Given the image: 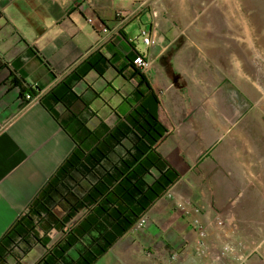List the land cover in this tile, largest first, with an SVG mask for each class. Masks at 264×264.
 I'll use <instances>...</instances> for the list:
<instances>
[{"label": "crops", "instance_id": "0c3cea01", "mask_svg": "<svg viewBox=\"0 0 264 264\" xmlns=\"http://www.w3.org/2000/svg\"><path fill=\"white\" fill-rule=\"evenodd\" d=\"M168 7L169 0H0V264H24L38 248L44 252L35 264L78 260L83 247L75 260L66 256L77 241L62 258L56 253L105 200L102 188L89 202L95 186L117 192L135 168L132 116H156L164 134L152 152L176 178L92 264L122 242L131 243L144 213L143 232L157 241L167 232L190 233L195 216L223 209L221 193L228 199L233 170V128L224 130L216 115L206 116L189 98L181 72L161 62L166 48L146 47L139 36L153 30L162 39L164 22L155 18ZM134 22L138 36L130 41ZM103 28L112 31L110 41H101ZM136 52L151 63L143 72L131 64ZM28 94H40L39 101L25 99ZM123 162L132 164L129 171ZM159 176L151 167L140 179L150 186ZM106 207L110 212L118 205ZM56 214L64 216L66 228L48 247L46 237L58 229ZM103 216L82 237L110 231L113 222Z\"/></svg>", "mask_w": 264, "mask_h": 264}, {"label": "rangeland", "instance_id": "374dc122", "mask_svg": "<svg viewBox=\"0 0 264 264\" xmlns=\"http://www.w3.org/2000/svg\"><path fill=\"white\" fill-rule=\"evenodd\" d=\"M157 12L155 21L164 22L161 62L181 72L189 98L206 116L216 115L224 130L233 128L228 199L221 193L223 209L195 216L190 233L163 234L168 242L135 229L131 243L122 242L96 264H264V0H169ZM131 27L133 41L138 25ZM56 216L48 247L66 228L64 216ZM89 240L80 237L66 256L75 260ZM32 252L24 264H35L44 249Z\"/></svg>", "mask_w": 264, "mask_h": 264}, {"label": "trees", "instance_id": "16d2710c", "mask_svg": "<svg viewBox=\"0 0 264 264\" xmlns=\"http://www.w3.org/2000/svg\"><path fill=\"white\" fill-rule=\"evenodd\" d=\"M136 55L142 54L136 52ZM129 123L132 125L131 127L134 130L133 133L136 139V154L132 159V164L136 163L135 168H132L130 173L127 172L128 174H126L123 180L117 185V187H119V191L117 192L114 190L108 191V186L106 185H100L99 188L95 186L93 195L91 194L89 197V202L94 201L93 197L98 193H102V188L105 189V200L98 208V212L96 211L93 216L86 218L83 223L69 234L65 246L59 248L56 257L62 258L64 252L82 237L90 227L98 224L101 225L98 220L99 217L104 214L106 215V217L103 216L104 220L111 219L113 222H108V224H112L110 226V231L106 230L103 234H98V236L94 238L92 237L89 245L83 247V252L79 254L78 260L73 263L69 262L65 264H92L113 245L119 236L133 225L135 218L145 209L147 204L158 197L176 178V174L172 170L168 168L164 170L162 168L165 167V163L161 161L154 151L152 152V146H154L164 134V129L157 122L156 116H137V118L132 116ZM124 130H127L125 126L122 128V135H124ZM143 156L144 158L141 159ZM132 164L130 165L129 163L123 162L125 167L124 170L129 171ZM151 167L155 168L160 173V176L148 186L140 178L147 173ZM65 169L66 167H63L61 171L64 172ZM124 172L125 171H122V174ZM132 179H136L134 184L131 183ZM142 187H146V191H143ZM118 193L120 195H118ZM136 195H139L137 200H135ZM114 203H116L118 207L112 208L109 212L106 206ZM36 204L41 206L43 210H48L46 203L36 202ZM134 204L137 206L133 207ZM1 244L2 242L0 246H2ZM48 259L44 261L43 264H50Z\"/></svg>", "mask_w": 264, "mask_h": 264}, {"label": "built area", "instance_id": "2783aa9c", "mask_svg": "<svg viewBox=\"0 0 264 264\" xmlns=\"http://www.w3.org/2000/svg\"><path fill=\"white\" fill-rule=\"evenodd\" d=\"M88 21H91V19L89 18ZM117 30V29H115ZM101 41H110L112 39V31L108 30L107 28H103L101 30ZM141 37V41L142 43L146 46V47H154L159 40L157 39V37L154 34V31H150L147 32L146 30H141L140 31V35ZM131 64L133 65V67L135 69L140 70L141 72L145 71L149 66H150V61L147 59V57H145L144 55H137L131 62ZM19 95H21L19 93ZM39 95L35 96L34 98H32L29 94L25 96V99H30L32 102H38L39 101ZM167 192H165L166 194ZM147 213L142 214L138 220L135 222L134 227L136 229H141L143 228L146 223H147ZM194 223H197V220L194 221Z\"/></svg>", "mask_w": 264, "mask_h": 264}]
</instances>
